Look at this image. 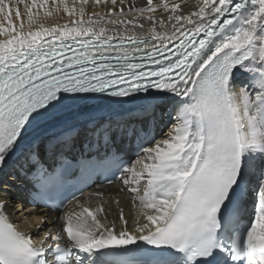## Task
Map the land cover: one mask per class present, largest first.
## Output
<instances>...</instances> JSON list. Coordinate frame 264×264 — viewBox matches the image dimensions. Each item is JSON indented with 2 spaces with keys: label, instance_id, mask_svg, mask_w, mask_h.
Instances as JSON below:
<instances>
[{
  "label": "snow or ice",
  "instance_id": "6c2138e0",
  "mask_svg": "<svg viewBox=\"0 0 264 264\" xmlns=\"http://www.w3.org/2000/svg\"><path fill=\"white\" fill-rule=\"evenodd\" d=\"M70 170L118 173L131 219L102 191L51 226L9 198ZM0 264H264V0H0Z\"/></svg>",
  "mask_w": 264,
  "mask_h": 264
},
{
  "label": "bare ground",
  "instance_id": "6f19581e",
  "mask_svg": "<svg viewBox=\"0 0 264 264\" xmlns=\"http://www.w3.org/2000/svg\"><path fill=\"white\" fill-rule=\"evenodd\" d=\"M196 0H189V3L195 4ZM64 16V19H62L60 22L63 23L65 20H67V16L64 14H61ZM136 106L134 105H107L105 104L103 107L104 112L110 113L114 117H124L127 115L129 111H134ZM174 123L173 119L165 113L163 116H161L159 113L155 115V117H150L149 120L141 122L142 126L145 128L151 127L154 131V134L156 136V139L162 138L171 128L172 124ZM116 147L120 150V154H124V158L128 157L130 154V151L127 149V147L122 143L117 141ZM136 158H132L131 162H133ZM8 181L13 186L7 191L10 193L9 198L12 199L16 205H17V211L20 210V206H24L28 209L29 212L34 213L37 216H43L46 218V220L49 223V226H51V222L53 220H56L57 217L63 215L66 211H72V210H78L76 208L77 201L74 200L72 203L67 205V207L62 212H50L49 210L45 208L41 209H35L33 207H27L26 203L29 201L28 192L31 191V186L28 183L27 180L21 176L19 179L13 180L11 177H8ZM122 185L120 181L118 180L116 183L109 185V186H101L99 184H94L90 188L83 191V195L79 197V200L81 201H87L90 199L89 194L93 192L102 191L105 193L107 198H118L121 201V206L125 210V214L129 216L131 219V215L133 213V209L130 203V194L127 191L121 190ZM26 190V191H25ZM95 204V198H92V206ZM118 213V208L115 204H113L109 208V219H115L116 215ZM23 226V225H22Z\"/></svg>",
  "mask_w": 264,
  "mask_h": 264
},
{
  "label": "rangeland",
  "instance_id": "374dc122",
  "mask_svg": "<svg viewBox=\"0 0 264 264\" xmlns=\"http://www.w3.org/2000/svg\"><path fill=\"white\" fill-rule=\"evenodd\" d=\"M30 206V205H29Z\"/></svg>",
  "mask_w": 264,
  "mask_h": 264
}]
</instances>
